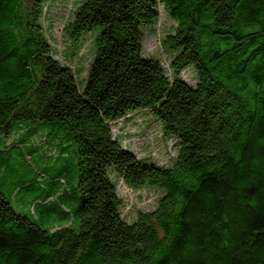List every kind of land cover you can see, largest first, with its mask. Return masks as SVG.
I'll list each match as a JSON object with an SVG mask.
<instances>
[{"label": "trees", "instance_id": "16d2710c", "mask_svg": "<svg viewBox=\"0 0 264 264\" xmlns=\"http://www.w3.org/2000/svg\"><path fill=\"white\" fill-rule=\"evenodd\" d=\"M47 1L0 0V140L34 132L77 172L33 165L22 188L42 193L16 207L0 192V264H264V0H82L65 30L75 45L99 29L83 90L54 55ZM159 4L172 78L143 55ZM144 109L179 141L169 167L113 135ZM113 177L162 191L156 209L126 222Z\"/></svg>", "mask_w": 264, "mask_h": 264}, {"label": "rangeland", "instance_id": "374dc122", "mask_svg": "<svg viewBox=\"0 0 264 264\" xmlns=\"http://www.w3.org/2000/svg\"><path fill=\"white\" fill-rule=\"evenodd\" d=\"M82 0H48L42 23L47 37L53 47L54 55L63 64L69 66L75 73L80 90L85 88L88 71L94 59V39L99 34V29H94L84 35L82 40L73 45L65 28L74 19L75 12ZM159 17L155 25L147 29L143 35V55L159 59L169 76L172 78L170 63L174 53L166 49L163 40L175 28L174 21L165 12L164 6H158ZM181 78L192 86L197 84V74L192 68L185 69ZM114 137L127 149L134 152L138 158L146 159L157 166L169 167L173 164L179 150V141L169 135H165L161 124L149 109L131 113L126 117L112 123ZM30 132V131H29ZM9 139L2 136L0 149L3 150V141L10 144L9 152H0V192L7 198H13L14 206L22 202H28L33 195L40 196L42 193L37 188L26 191L23 184L31 180L32 174L46 169L49 178H53L60 172L62 164H66L70 174L77 172L75 159L59 158L53 161L58 152L50 155L46 161L47 146L40 136L30 135L27 132L18 133ZM35 135V136H34ZM34 136V137H33ZM31 142L26 149L25 145ZM69 143V142H68ZM72 149L74 145L71 144ZM60 149V148H58ZM31 152H30V151ZM67 152V151H66ZM30 154V158L27 156ZM53 161V162H52ZM58 162V164H56ZM75 163V166L73 165ZM35 165V169L32 166ZM45 167V168H43ZM75 167V168H74ZM31 168L35 171H31ZM118 189L119 196L123 200L121 207L122 218L129 223L135 222L139 212H150L156 209L163 192L155 188L131 189L121 179L113 177ZM22 189H20V188ZM10 198V199H11ZM19 211L28 214L25 208L18 207Z\"/></svg>", "mask_w": 264, "mask_h": 264}]
</instances>
